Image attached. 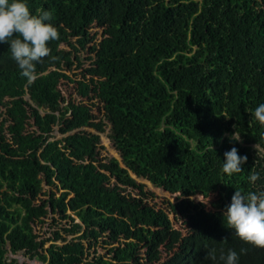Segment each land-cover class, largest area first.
<instances>
[{
	"label": "trees",
	"instance_id": "1",
	"mask_svg": "<svg viewBox=\"0 0 264 264\" xmlns=\"http://www.w3.org/2000/svg\"><path fill=\"white\" fill-rule=\"evenodd\" d=\"M25 2L51 13L59 38L32 83L0 44V264H19L17 254L44 264H224L221 250L242 248L238 264H264V248L223 217L236 190L264 191V125L253 115L264 104V0ZM105 124L120 160L101 157L96 134L63 135ZM233 147L247 161L227 175ZM136 178L169 194H216L218 210L187 201L204 229L182 234ZM49 215L54 229L41 237L35 227ZM212 249L216 260L206 258Z\"/></svg>",
	"mask_w": 264,
	"mask_h": 264
},
{
	"label": "clouds",
	"instance_id": "2",
	"mask_svg": "<svg viewBox=\"0 0 264 264\" xmlns=\"http://www.w3.org/2000/svg\"><path fill=\"white\" fill-rule=\"evenodd\" d=\"M51 19L52 15L48 11L41 10L38 15L32 14L25 0H0V44L9 45L12 58L17 63L21 76L29 83L37 79L36 65L50 55L48 42L59 38L57 28L47 23ZM253 115L256 121L264 125V104L258 105ZM85 129L93 131L91 133L98 136L101 133L91 128H79L72 131L75 133ZM70 132L63 135L73 134ZM59 135L63 136L60 133ZM236 135L234 132L232 139L239 142V138L234 139ZM117 159L120 160L119 155ZM246 161L247 156H240L237 148L233 147L224 153L222 172L227 175L240 173L241 166ZM248 179L254 183L259 179V174H250ZM223 217L228 227L234 230L240 240L254 247L264 248V191L242 194L236 190L231 197L230 205L223 212ZM226 240L223 241L226 242ZM215 253V249L209 250L206 258L216 260ZM245 253L246 249L243 248L240 253L233 249H229L227 253L221 250L219 259L224 264H238L239 256Z\"/></svg>",
	"mask_w": 264,
	"mask_h": 264
},
{
	"label": "rangeland",
	"instance_id": "3",
	"mask_svg": "<svg viewBox=\"0 0 264 264\" xmlns=\"http://www.w3.org/2000/svg\"><path fill=\"white\" fill-rule=\"evenodd\" d=\"M92 32L98 31L100 32V29L96 28L95 26L91 29ZM79 70H72L69 75L73 77V73L77 74ZM79 77V76H77ZM70 86V96L76 97V94L73 90L74 85L69 84ZM65 95H68V92H65ZM86 102V101H85ZM98 106H101V103H98ZM92 113L96 115V120H101L104 122V114L102 111H99L95 108L92 109ZM105 123V122H104ZM87 132H93L91 130L85 129ZM74 131V130H73ZM70 132V133H73ZM108 132H109V125L105 124L103 130L101 133H99L100 136V155L101 157H115L118 158V154L112 147L109 139H108ZM54 135L56 139L61 138L59 135L57 128H55ZM136 181L138 183L144 184L145 191L150 190L153 191L156 195V197L151 201L152 204H155L156 207L163 209L167 214L172 222V225L175 229L181 231L182 234L188 233L192 230H203L204 225H198L197 224V217L198 212L194 209H191L188 206L187 201H190L192 203H203L204 208L211 211H217L218 209L215 207V203L218 201V196L216 194H212L207 198H202L200 196H189L184 193H176V194H169L168 192L163 191L162 189L153 188L151 184L146 182V180L141 178H136ZM43 191L44 193H47L48 191H56L54 188H50L43 184ZM58 195V193H57ZM40 199H46V196L40 195ZM174 205V209L172 210V206ZM51 215H49L45 220L44 224L37 225L35 227V230L40 233L41 237H47L50 235V230L54 227L51 226ZM47 230L48 232H44ZM68 239L70 237H67ZM59 243V241L57 242ZM49 243H46L44 247H47ZM98 253H103L105 250L101 247L97 248ZM13 257L12 255L8 254V258ZM14 257H16V260L19 264H44L40 261L34 260V259H28L27 257L23 256L22 254H17Z\"/></svg>",
	"mask_w": 264,
	"mask_h": 264
}]
</instances>
